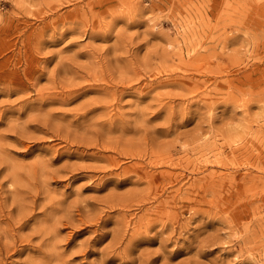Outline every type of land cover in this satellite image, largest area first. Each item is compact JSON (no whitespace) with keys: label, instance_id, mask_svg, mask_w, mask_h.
<instances>
[{"label":"rangeland","instance_id":"obj_1","mask_svg":"<svg viewBox=\"0 0 264 264\" xmlns=\"http://www.w3.org/2000/svg\"><path fill=\"white\" fill-rule=\"evenodd\" d=\"M0 264H264V0H0Z\"/></svg>","mask_w":264,"mask_h":264}]
</instances>
